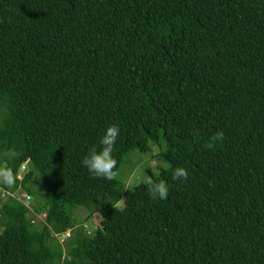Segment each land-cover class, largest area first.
<instances>
[{
    "label": "trees",
    "instance_id": "1",
    "mask_svg": "<svg viewBox=\"0 0 264 264\" xmlns=\"http://www.w3.org/2000/svg\"><path fill=\"white\" fill-rule=\"evenodd\" d=\"M0 167V264H264V0H0Z\"/></svg>",
    "mask_w": 264,
    "mask_h": 264
},
{
    "label": "clouds",
    "instance_id": "2",
    "mask_svg": "<svg viewBox=\"0 0 264 264\" xmlns=\"http://www.w3.org/2000/svg\"><path fill=\"white\" fill-rule=\"evenodd\" d=\"M120 134V129L116 125H111L105 130V134L100 140L102 148L97 151L93 148L90 153L84 157L82 164L88 169V171L98 178H104L108 180L115 179L116 172L114 171L117 161L113 157L112 153ZM223 133L216 132L211 137L212 142L222 139ZM188 172L182 167H178L173 170L172 178L173 180H187ZM16 181V176L14 175L11 168L0 167V183L6 184L9 187L14 185ZM149 195L155 199H166L168 195V186L166 182L160 181L156 182L149 178L147 180ZM38 221L40 220L37 217ZM33 223V222H32Z\"/></svg>",
    "mask_w": 264,
    "mask_h": 264
},
{
    "label": "rangeland",
    "instance_id": "3",
    "mask_svg": "<svg viewBox=\"0 0 264 264\" xmlns=\"http://www.w3.org/2000/svg\"><path fill=\"white\" fill-rule=\"evenodd\" d=\"M157 149H150L148 151L139 152L134 151L133 153H130L125 156L126 160L124 165L120 168L118 174L116 175L117 178L122 179L125 181L126 187L136 185L140 182H144L146 179H148V174L145 172L147 168L152 169L153 171H157V168L159 165L166 166V162L161 157H154L155 154H157ZM135 155L137 158L135 161L131 160L129 158L130 155ZM131 167H133L132 170ZM131 171V173H127ZM85 209L79 207L74 210H72V216L74 219H77L80 217L83 218L86 215ZM98 216V215H96ZM97 221V219H96ZM40 223V220L37 221Z\"/></svg>",
    "mask_w": 264,
    "mask_h": 264
},
{
    "label": "built area",
    "instance_id": "4",
    "mask_svg": "<svg viewBox=\"0 0 264 264\" xmlns=\"http://www.w3.org/2000/svg\"><path fill=\"white\" fill-rule=\"evenodd\" d=\"M18 199H20V198H18Z\"/></svg>",
    "mask_w": 264,
    "mask_h": 264
},
{
    "label": "bare ground",
    "instance_id": "5",
    "mask_svg": "<svg viewBox=\"0 0 264 264\" xmlns=\"http://www.w3.org/2000/svg\"><path fill=\"white\" fill-rule=\"evenodd\" d=\"M3 28V27H2Z\"/></svg>",
    "mask_w": 264,
    "mask_h": 264
}]
</instances>
